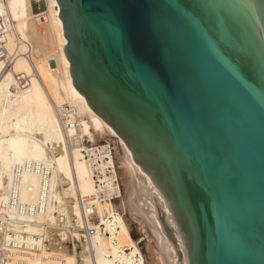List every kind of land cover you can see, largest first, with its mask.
I'll list each match as a JSON object with an SVG mask.
<instances>
[{
	"label": "water",
	"instance_id": "1",
	"mask_svg": "<svg viewBox=\"0 0 264 264\" xmlns=\"http://www.w3.org/2000/svg\"><path fill=\"white\" fill-rule=\"evenodd\" d=\"M53 2L163 264H264V0Z\"/></svg>",
	"mask_w": 264,
	"mask_h": 264
},
{
	"label": "bare ground",
	"instance_id": "2",
	"mask_svg": "<svg viewBox=\"0 0 264 264\" xmlns=\"http://www.w3.org/2000/svg\"><path fill=\"white\" fill-rule=\"evenodd\" d=\"M44 1L45 11L34 15L31 0H0L6 47L17 53L9 72H2L0 63V264H115L122 248L129 247L131 254L137 250L123 214L117 216L115 245L100 238L76 243L57 221L77 218V197L95 194L92 168L78 150L68 148L58 109L74 110L79 133L89 141L103 135L116 140L124 186L119 210L149 230L127 208L129 181L132 176L138 189L140 169L121 139L73 89L54 2ZM16 76L24 79L23 87ZM43 178L45 198L40 195ZM105 211V205L96 207L101 219ZM153 242L150 264H163Z\"/></svg>",
	"mask_w": 264,
	"mask_h": 264
},
{
	"label": "built area",
	"instance_id": "3",
	"mask_svg": "<svg viewBox=\"0 0 264 264\" xmlns=\"http://www.w3.org/2000/svg\"><path fill=\"white\" fill-rule=\"evenodd\" d=\"M7 32L0 21V63L2 72H9L17 57L16 52H10L6 47ZM19 85L23 87L24 79L16 76ZM23 82V83H22ZM58 115L66 133V142L70 150H78L82 159L92 168V180L95 187V194L90 196H78L77 204L79 216L67 221L65 216H60L57 221L64 225L66 230L73 235V240L83 243H91L100 238L116 244V235L119 231L115 202L120 199V181L114 162V152L117 148L115 140L91 142L87 137L80 135L79 125L74 110L63 105L58 109ZM46 179H42L40 195L45 198L47 192ZM41 207V202H39ZM105 205L106 211L103 218L98 217L96 207ZM35 207V210H37ZM28 210V208L26 209ZM136 252L131 254L129 247L119 251L115 264H142L143 255L136 244ZM133 249V248H132ZM127 259V263L125 260Z\"/></svg>",
	"mask_w": 264,
	"mask_h": 264
},
{
	"label": "rangeland",
	"instance_id": "4",
	"mask_svg": "<svg viewBox=\"0 0 264 264\" xmlns=\"http://www.w3.org/2000/svg\"><path fill=\"white\" fill-rule=\"evenodd\" d=\"M31 4H32V11L34 15H39L40 13H43V11H45V1L44 0H38V1L31 0ZM48 64L50 65L51 69L55 68L54 61H49ZM110 140H115V139L114 138L110 139L107 136L103 135L100 139L97 138L95 141H98V143H101L103 141H110ZM117 148H118V145H117ZM119 155H120V151L118 148L114 152V162H115V166L117 169V175L120 181V187H121L120 191H121L122 197L124 198V186L121 180L120 162L118 161ZM120 200L121 198L115 202L114 207L118 213H120L121 215L123 214V217L129 227L130 236L132 240L134 241V243L136 242V244L138 245V248L144 257L145 264H150V254L148 252V247L151 246V244L152 245L154 244L153 235L148 229L141 227L138 222L131 219L128 213H122L119 210ZM67 246L71 247L70 244H67Z\"/></svg>",
	"mask_w": 264,
	"mask_h": 264
}]
</instances>
